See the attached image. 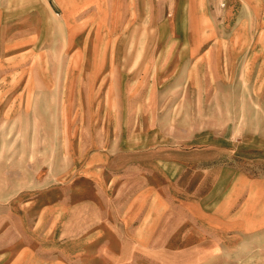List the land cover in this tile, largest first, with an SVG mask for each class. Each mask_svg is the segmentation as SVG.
Returning <instances> with one entry per match:
<instances>
[{"label":"rangeland","instance_id":"374dc122","mask_svg":"<svg viewBox=\"0 0 264 264\" xmlns=\"http://www.w3.org/2000/svg\"><path fill=\"white\" fill-rule=\"evenodd\" d=\"M218 1L70 76L27 65L0 107V264H264V14Z\"/></svg>","mask_w":264,"mask_h":264},{"label":"crops","instance_id":"0c3cea01","mask_svg":"<svg viewBox=\"0 0 264 264\" xmlns=\"http://www.w3.org/2000/svg\"><path fill=\"white\" fill-rule=\"evenodd\" d=\"M239 1L242 0L229 1L227 17L246 10V4ZM245 1L257 14H264V0ZM215 3L216 0H0V107L5 105L6 97L21 89L27 65L32 69L40 57H47V63L65 64L69 75V65L89 63L86 49L117 47L122 33L149 32L154 24L158 29L168 26L176 32L183 15L193 32L197 24L212 21L210 7ZM219 3L221 10L226 9L225 3ZM205 8L208 22L203 24L198 10ZM95 58L90 62H100ZM17 93L22 94L21 90ZM257 191L262 204L258 222L264 224V187Z\"/></svg>","mask_w":264,"mask_h":264}]
</instances>
